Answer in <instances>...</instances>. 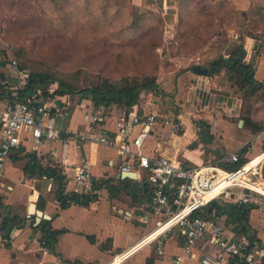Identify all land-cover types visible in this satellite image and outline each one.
<instances>
[{
  "label": "crops",
  "instance_id": "crops-1",
  "mask_svg": "<svg viewBox=\"0 0 264 264\" xmlns=\"http://www.w3.org/2000/svg\"><path fill=\"white\" fill-rule=\"evenodd\" d=\"M25 1L33 3L36 0H0V5L4 4L10 11L14 4L18 3L15 6L20 8L19 4ZM220 1L235 10L231 29L233 39L230 41L240 42L239 37H244L246 58L255 64L256 79L263 81L264 27L255 31L259 37L256 40L251 35H241L240 28L235 25L247 23L246 14L242 13L251 7L264 8V0ZM130 2L140 11L160 13L171 30L176 28L179 1ZM217 42L215 35L208 39L206 47L195 53L167 52L171 64L167 69L160 67L157 90L143 92L136 105L140 115L156 116L155 123L147 128L149 134L144 141V153L162 154L194 165H208L216 164L221 156L240 152L243 148H247L243 156L249 159L248 162L263 151L264 100L256 101L253 110L242 115L241 93L228 80L226 69L215 75L198 74L192 70L194 64L208 67L210 61L218 57L220 43ZM10 57L9 50L4 58L0 57V110L8 102L3 98V88L13 90L22 80L12 68ZM69 99V116L57 122L61 137L43 140L35 150L29 141L14 149L6 163L0 214L14 222V226L0 241V264H108L116 254L140 242L154 227V216L141 205L150 195V184L138 178L135 172L136 179L141 181V189L133 187L137 191L134 200L132 193L124 189L122 178H117L123 164L117 148L99 140L105 136L120 143L126 135L121 130V109L114 104L104 108L108 114L106 122L92 129L88 117L94 108L91 97L74 95ZM165 119L178 120L181 123L179 132H173ZM241 119L243 124L240 126ZM140 129L137 126L131 135L138 134ZM28 153L35 154L40 167L28 165ZM263 164L264 161L262 168ZM47 167L61 170L66 192L70 189L66 180L72 178L78 168L90 170L95 185L100 181L99 188L95 187L91 194L95 195L94 199L87 205L72 203L61 207L56 198L58 183L44 172ZM253 168L245 169L248 172ZM253 174L264 183L262 169L257 168ZM130 181L133 185V180ZM110 185L116 189L112 191ZM145 190H148L146 196ZM249 202L257 205L250 212L249 226L264 243V200L251 192ZM42 222H48L52 230L60 231L55 245L48 246L47 252H44L42 232L37 227ZM184 242L182 234L170 235L163 240L162 253L158 249V240L132 253L122 264H177L175 257L182 254ZM202 249L200 241L195 255L185 258L181 264H199Z\"/></svg>",
  "mask_w": 264,
  "mask_h": 264
},
{
  "label": "built area",
  "instance_id": "built-area-1",
  "mask_svg": "<svg viewBox=\"0 0 264 264\" xmlns=\"http://www.w3.org/2000/svg\"><path fill=\"white\" fill-rule=\"evenodd\" d=\"M9 50L12 68L22 80L13 89V99L0 110V197L5 166L12 151L29 141L35 150L43 140L59 139L61 130L57 122L60 118L66 119L70 114V96H63L61 104L57 107L48 106L45 98L38 94L26 100L19 99V90L25 86L29 73L19 67L17 59L11 53L12 47ZM88 117L90 127L94 129L106 122L108 114L100 106L94 107ZM121 121V130L126 135L120 143L117 139L110 140L105 136H101L99 140L117 148L118 155L123 159L120 172H136L138 178L150 184V195L141 205L155 220L153 229L140 242L129 250L116 254L108 264H122L132 253L158 240V249L162 253L163 240L170 235L180 234L184 236L185 242L182 254L175 257L177 264H181L185 258H192L200 241L203 243V249L199 264H264L262 244L258 241L251 242L247 234H237L224 222L201 214L212 200H217L225 193L235 202H249L250 193L258 192L249 184V174L257 168L246 172L243 165L236 171H229L218 164L220 161H239V151L222 156L216 164L208 165L189 164L162 154L148 155L144 153V141L149 134L147 128L156 121L155 114L140 115L135 105L129 110H121ZM164 121L171 126L173 132H179L181 123L178 120ZM137 126L141 128L140 132L132 136ZM261 164L259 163L258 170L262 169ZM220 178H225L231 186L225 187L215 196H209V192L214 190ZM66 183H70L71 193L83 195L95 192V178L87 168H78ZM234 187L242 189L235 198L236 195L231 190ZM148 236L153 238L149 239ZM4 239L5 234L0 229V241ZM41 244L44 252H47L46 241Z\"/></svg>",
  "mask_w": 264,
  "mask_h": 264
},
{
  "label": "rangeland",
  "instance_id": "rangeland-1",
  "mask_svg": "<svg viewBox=\"0 0 264 264\" xmlns=\"http://www.w3.org/2000/svg\"><path fill=\"white\" fill-rule=\"evenodd\" d=\"M108 2H113L109 15L95 17L94 12L101 13ZM17 4L10 11L8 6L5 9L4 4L0 5V57L4 58L12 47L11 53L19 66L29 73L46 72L75 86L95 84L103 76L116 79L151 71L146 62L151 63L154 55L160 67L167 69L171 60L166 54L170 52L195 53L206 47L208 39L215 35L220 44L233 39L234 17L230 7L220 0H192L186 12V24L180 25L178 21L174 30L166 22L161 25L154 20L137 33L124 34L120 30L130 23L132 12H140L130 0H36L21 2L20 8H16ZM117 6H124L122 17L114 14ZM104 16L111 18L112 25L91 24ZM122 20L124 25L119 24ZM243 25L244 22L235 26ZM152 43L159 46L151 50ZM249 177L253 184L260 181L257 174L251 173ZM222 179L225 178L218 182ZM231 190L235 198L241 188ZM252 193L264 200V194ZM218 202L228 208L235 201L225 193ZM224 219L219 220L224 222ZM226 226L234 227L233 224Z\"/></svg>",
  "mask_w": 264,
  "mask_h": 264
},
{
  "label": "trees",
  "instance_id": "trees-1",
  "mask_svg": "<svg viewBox=\"0 0 264 264\" xmlns=\"http://www.w3.org/2000/svg\"><path fill=\"white\" fill-rule=\"evenodd\" d=\"M54 1V0H53ZM56 1V0H55ZM179 1V24H186L185 16L188 9H190L192 0H177ZM120 3V2H119ZM107 8L103 9L101 13L95 11L94 15L96 16H108L113 7V2L107 3ZM113 9V8H112ZM126 11H129L126 9ZM232 16L235 10L231 8ZM124 12V6H117L115 8L114 14L116 16L122 17ZM97 14V15H96ZM246 14L248 19L245 25L240 26L241 35H251L259 39L255 35V31L264 27V8L251 7L250 10L243 12ZM125 15V14H124ZM97 18L100 20L91 21V24L97 26H108L112 25L111 18L108 17ZM158 12H152L149 10L146 11H133L132 17L129 20L130 23L121 28V33H137L139 29H143L147 24L151 25L154 20H157L159 24H165V18ZM88 24H90L89 19H85ZM84 20V21H85ZM119 24L124 25L125 23L120 22ZM118 24V25H119ZM127 27V29H126ZM246 28V29H244ZM126 29V30H125ZM183 33V32H182ZM185 34V33H183ZM186 36V35H185ZM187 36H189L187 34ZM240 42L234 43L228 39L224 40L219 45V55L215 59L211 60L208 68V75H215L226 69L228 80L234 84L241 93L242 98V108L241 114L245 115L250 113L254 108V103L258 100H264V80L259 81L255 77V64L253 61L247 60V49L244 42V37H239ZM160 42V41H159ZM159 44L152 43V48H157ZM146 62V61H145ZM146 62L150 64L151 71L144 73H135L133 75H123L119 78H112L110 76H103L95 84H87L85 86H75L69 82L60 79L56 76H53L46 72H28L29 75L26 78L25 86L19 90L18 97L20 100H26L28 97H31L34 94H38L45 98L48 103V106L57 107L61 104V98L63 96H90L93 102L94 107H103L108 108L111 105H116L117 108L131 109L133 106L137 105L140 102V97L143 92L155 91L158 88V76L160 65L158 63V58L154 55V60ZM21 69H25L19 66ZM13 90L3 88L2 94L5 95L3 98H7L8 101L13 99ZM247 148L240 150V158L237 162H227L220 161L218 164L229 171H236L238 168L245 165L249 159L244 157L243 154L246 152ZM26 157L29 158V166L37 168L40 167V162L33 153L26 154ZM222 157V156H221ZM44 172L50 176L52 179L56 180L58 187L56 190V198L60 202V206L65 208L72 203L87 205L95 197V195H78L75 193H69L65 190V176L62 174L61 170L57 167H47ZM262 175L264 180V164L262 168ZM122 183H125L124 189L132 193V197L135 198L137 191L133 188L132 182L130 179H121ZM99 182H96L95 187L99 188ZM147 185V184H146ZM109 188L113 191L116 187ZM145 196L148 194V190H145ZM2 203L0 202V206ZM257 207L256 204L251 202H231L228 205V208H224L221 205V202L218 200H212L201 212L202 215L214 218L216 220L225 217V225L233 224L234 227L231 229L237 234H247L251 240L258 241L264 246L261 239L257 237V234L253 232L249 226V216L253 208ZM0 229L5 232L7 225L10 222V219L6 216L2 218L0 214ZM37 227L42 232V241H46L49 247L55 245L60 231L52 230L50 223H40ZM236 260H232L235 262Z\"/></svg>",
  "mask_w": 264,
  "mask_h": 264
},
{
  "label": "bare ground",
  "instance_id": "bare-ground-1",
  "mask_svg": "<svg viewBox=\"0 0 264 264\" xmlns=\"http://www.w3.org/2000/svg\"><path fill=\"white\" fill-rule=\"evenodd\" d=\"M264 161V150L256 155L255 157H253L250 162L247 163V165L245 166V168H253L256 167L257 164L262 163ZM246 170V169H245ZM221 184V186H220ZM250 187L257 190L258 192L264 193V183L262 181H259L258 183H256L255 185L253 183H249ZM230 184L228 183L227 180L222 179L220 182H218L216 184V187L214 188L213 191L209 192V196H215L216 194H218L219 192H221L225 187L229 186ZM220 186V189H219ZM34 209V205H32L31 207V211L33 212ZM147 238L150 239V237L148 236Z\"/></svg>",
  "mask_w": 264,
  "mask_h": 264
},
{
  "label": "water",
  "instance_id": "water-1",
  "mask_svg": "<svg viewBox=\"0 0 264 264\" xmlns=\"http://www.w3.org/2000/svg\"><path fill=\"white\" fill-rule=\"evenodd\" d=\"M192 70L198 74H203L206 75L209 73V68L208 67H204L200 64H194L192 66ZM240 126L243 124V120L241 119L239 122ZM117 178L120 179H125V178H129L133 180V187L140 190L141 189V181L136 179V173L135 172H120L117 175ZM14 226V222H9V224L7 225L6 229H5V236H8L10 234V231L12 230Z\"/></svg>",
  "mask_w": 264,
  "mask_h": 264
}]
</instances>
